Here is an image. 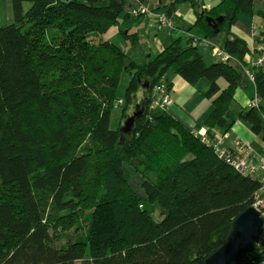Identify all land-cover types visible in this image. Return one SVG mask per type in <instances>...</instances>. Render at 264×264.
I'll return each mask as SVG.
<instances>
[{
  "label": "trees",
  "instance_id": "16d2710c",
  "mask_svg": "<svg viewBox=\"0 0 264 264\" xmlns=\"http://www.w3.org/2000/svg\"><path fill=\"white\" fill-rule=\"evenodd\" d=\"M6 1L14 22L0 28V264H202L260 183L217 159L200 131L148 107L169 70L190 86L206 79L204 96L213 106L206 136L213 140L217 128L228 132L234 92L248 84L246 43L227 38L222 51L235 61L207 64L179 38L138 66L96 39L115 25L126 0L105 6L101 0ZM255 1L222 0L209 10L200 9L206 0L175 3L190 2L192 28L212 39L217 34L205 17H222V32L239 14L264 18ZM123 72L132 78L122 120L138 103L137 79L149 82L128 135L109 128ZM254 77L263 101L264 74ZM262 114L264 106L237 111L256 135L264 132ZM127 168L142 179L143 196L130 185ZM83 217L86 229L70 236Z\"/></svg>",
  "mask_w": 264,
  "mask_h": 264
},
{
  "label": "crops",
  "instance_id": "0c3cea01",
  "mask_svg": "<svg viewBox=\"0 0 264 264\" xmlns=\"http://www.w3.org/2000/svg\"><path fill=\"white\" fill-rule=\"evenodd\" d=\"M78 1L85 2L86 0ZM101 1L104 6L108 3L107 0ZM221 1L208 0V4L212 7ZM139 4H144L151 12L134 18L131 16L129 10L132 7H137ZM254 6L255 13L259 11L264 12V0H256ZM161 14L166 15L173 23L174 29L172 31L164 30L160 27L158 16ZM195 18V11L190 2L175 3V0H126L122 13L115 25L108 28L104 34L98 35L99 37L96 39L108 41L120 49L135 64L143 66L180 38L183 40V43L190 41V44L197 49L200 56H203L207 64H214L221 63V61L213 52L216 49L222 51L227 38L243 40L248 47L246 54L252 57V54H250L252 48L251 29L255 28L259 33L264 32V18L260 14L253 15L252 17L239 14L233 25L225 23L221 30L222 32L212 39H207L204 38L202 32L192 28ZM13 22V5L9 1L0 0V28L11 25ZM123 78L126 82V86L124 87L126 89L130 83L132 74L123 72L120 75L119 85H121ZM163 79L167 84L171 99V105L167 109V114L182 122L188 129H195L205 133L207 130V127L204 126L205 120L213 110L212 102L204 96L208 92L209 81L201 79L190 86L172 70L167 71ZM218 86L222 90L226 87V83L220 79ZM117 90L115 94L117 95V99L124 100V92L118 93ZM256 93L254 82L249 80L247 86L241 87L234 92L233 105L226 112V120L230 122L231 127L226 132L227 138L223 140L222 145L229 148L235 141L242 140L251 148L256 159L264 161V135H262L264 132L259 135L254 134L251 131L250 124L243 121L237 115V111L240 109L249 110L251 107H254L259 110V108L264 106V98L259 104H255L258 100ZM136 94L139 103L144 99L143 90L140 89ZM133 111L134 106L130 107L126 112L128 115H131ZM261 119L264 124V114L261 115ZM224 133L225 131L221 128L212 131V134L220 137Z\"/></svg>",
  "mask_w": 264,
  "mask_h": 264
},
{
  "label": "built area",
  "instance_id": "2783aa9c",
  "mask_svg": "<svg viewBox=\"0 0 264 264\" xmlns=\"http://www.w3.org/2000/svg\"><path fill=\"white\" fill-rule=\"evenodd\" d=\"M211 6L208 1L203 4L200 9L209 10ZM131 16L134 18L141 17L142 15L149 14L148 8L144 4H139L137 7H132L129 10ZM158 22L162 29L172 31L174 29L173 23L164 14L158 16ZM252 48L250 54L243 59L245 65H248L250 69L245 68V74L249 81L254 82V73L260 72L264 74V32L259 33L255 28H252ZM213 54L217 55L221 63L233 62L235 59L228 53L221 50H214ZM151 99L149 102L148 111H162L167 112V109L171 105V99L168 92L167 84L161 81L152 90ZM260 100H257L255 104H259ZM122 105V100L117 102ZM116 103V105H117ZM202 141L208 144L217 159L224 161L229 167H231L240 176L249 177L254 179L258 177L260 187L253 194V201L251 207L255 210L257 209L264 218V161L258 160L254 157L251 148L244 141L237 140L233 143V146L226 148L222 145L224 139L227 135L224 133L221 137L212 134L213 140L207 138L206 133H198ZM264 225L261 232L257 236L256 244L252 253L246 255L244 261L240 264H264Z\"/></svg>",
  "mask_w": 264,
  "mask_h": 264
},
{
  "label": "water",
  "instance_id": "95a60500",
  "mask_svg": "<svg viewBox=\"0 0 264 264\" xmlns=\"http://www.w3.org/2000/svg\"><path fill=\"white\" fill-rule=\"evenodd\" d=\"M204 19L213 32L220 33L218 26L224 22L222 17L212 19L205 17ZM137 82H139L143 91L149 89L148 81L142 82L137 79ZM144 102L143 99L140 103L134 105L133 113L126 117L119 129L122 134H131L135 119L143 112ZM232 219L233 221L229 224L223 237L222 245L213 251L202 264H240L246 255L253 252L257 236L264 225L262 214L257 209L249 207Z\"/></svg>",
  "mask_w": 264,
  "mask_h": 264
},
{
  "label": "rangeland",
  "instance_id": "374dc122",
  "mask_svg": "<svg viewBox=\"0 0 264 264\" xmlns=\"http://www.w3.org/2000/svg\"><path fill=\"white\" fill-rule=\"evenodd\" d=\"M29 6H30L29 3L24 4V7H25L24 11H26L29 8ZM125 86H126V82H125V79L123 78V80H121V85H119V88H118L117 92L118 93L124 92V89H125L124 87ZM121 100H118L117 99L115 101V103H114L115 107L112 109V111L110 113V123H109L110 130L111 129L112 130H116V129L121 128L122 125H123V122L125 120V119L122 120L120 118V115H121V112H122V109H123V100H122V105H120V106H119V104L117 102L118 101H121ZM116 103H117V105H116ZM157 111H159V110H157ZM157 111H152V112H157ZM229 147H231V146H229ZM226 148H228V147H226ZM127 169L130 172V174L128 173L129 174L128 177L130 179L129 180L130 185L132 186L133 189H135L138 192V194L140 196H143L142 189L139 188V185L141 184L142 179L140 178V176H138V174H135L134 172H132L130 170V168H127ZM142 170H143V168H141V171ZM145 175L147 177L151 178L152 181H154V179H155V176L154 175H151L150 173H148V174L146 173ZM85 220H86V217L80 218L79 221H78L80 224H78V226L72 228L69 231V235L72 236V237H74V238H75V235H80V233L83 230L86 229V224L84 223V222H86Z\"/></svg>",
  "mask_w": 264,
  "mask_h": 264
},
{
  "label": "clouds",
  "instance_id": "9594fccd",
  "mask_svg": "<svg viewBox=\"0 0 264 264\" xmlns=\"http://www.w3.org/2000/svg\"><path fill=\"white\" fill-rule=\"evenodd\" d=\"M206 1H208V0H206ZM165 82V81H164ZM166 83V82H165ZM254 179L255 180H258V177H254ZM259 182V181H258ZM259 189V188H258ZM249 207H251V205L249 206ZM241 263V262H240Z\"/></svg>",
  "mask_w": 264,
  "mask_h": 264
}]
</instances>
